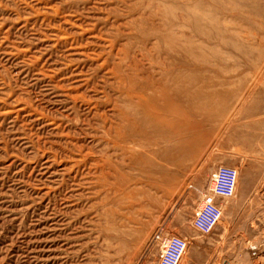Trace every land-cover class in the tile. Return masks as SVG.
<instances>
[{"label":"rangeland","instance_id":"1","mask_svg":"<svg viewBox=\"0 0 264 264\" xmlns=\"http://www.w3.org/2000/svg\"><path fill=\"white\" fill-rule=\"evenodd\" d=\"M148 2L196 14V59L182 68L195 81L181 96L196 105L183 130L195 140L181 165L156 160L167 175L126 179L99 171L104 94ZM220 165L237 169L235 194L201 233L192 219ZM172 234L190 241L180 264L193 250L202 264H264V0H0V264H157Z\"/></svg>","mask_w":264,"mask_h":264},{"label":"bare ground","instance_id":"2","mask_svg":"<svg viewBox=\"0 0 264 264\" xmlns=\"http://www.w3.org/2000/svg\"><path fill=\"white\" fill-rule=\"evenodd\" d=\"M150 3L133 8L137 16L130 20V26L135 24L141 30L135 36L137 41L132 42V51H128L129 48L124 45L112 53L110 69L116 77L110 92L104 94L110 112L101 124L107 137L106 149L101 157L104 165L99 171L103 172L105 168L106 172L114 171L119 173L117 177L119 175L126 179H130L132 170L141 175L160 171L167 175L166 168H161L156 160L180 164L185 153L184 144L195 140L189 136L190 142H185L183 130L196 124V105L191 102L186 110L181 96L184 92L183 82L187 81L190 86L195 81L189 74L184 76L182 68L185 63H194L196 59V14L191 11L190 21L189 16L183 14L167 15L168 10L159 12L161 8L158 10L157 4L152 12ZM159 13L161 16L158 18ZM187 23L192 28V33L188 35L184 32ZM188 92L191 95L196 93L191 88ZM84 100L98 110L100 104L96 100L89 97ZM102 115L104 112H99V116ZM160 142L165 144L161 149L150 150ZM142 148L149 150L141 152Z\"/></svg>","mask_w":264,"mask_h":264},{"label":"built area","instance_id":"3","mask_svg":"<svg viewBox=\"0 0 264 264\" xmlns=\"http://www.w3.org/2000/svg\"><path fill=\"white\" fill-rule=\"evenodd\" d=\"M237 169L220 165L210 176L208 192L205 193L192 219V226L201 233H209L218 223L221 214V203L216 200L229 199L234 196L237 184ZM188 241L180 235H167L160 248L157 264H178Z\"/></svg>","mask_w":264,"mask_h":264},{"label":"crops","instance_id":"4","mask_svg":"<svg viewBox=\"0 0 264 264\" xmlns=\"http://www.w3.org/2000/svg\"><path fill=\"white\" fill-rule=\"evenodd\" d=\"M216 200L219 201L220 198L216 197ZM237 201L240 204L246 203L248 206V193L245 194L244 192H240V194L237 197ZM216 225L213 227V229L216 227ZM220 235L215 234L214 241L218 242L220 240V238L218 236H220ZM191 239H193V238H191ZM188 242H190V241H188ZM187 248H188V244H187ZM187 248H186L184 254H186ZM184 254H183V256H184ZM202 254L203 253L201 251H198V250L189 251V252H187V255H186L184 262L182 264H202ZM180 261L178 264H180Z\"/></svg>","mask_w":264,"mask_h":264}]
</instances>
